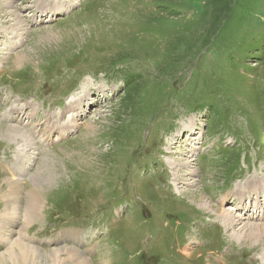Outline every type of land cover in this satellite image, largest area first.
Listing matches in <instances>:
<instances>
[{
	"label": "rangeland",
	"instance_id": "obj_1",
	"mask_svg": "<svg viewBox=\"0 0 264 264\" xmlns=\"http://www.w3.org/2000/svg\"><path fill=\"white\" fill-rule=\"evenodd\" d=\"M44 1L0 0V45L4 34L22 41L15 51L0 47L2 133L8 135L3 113L17 106L14 94L36 103L44 123L89 88L99 96L115 92L103 106L105 99L90 103L80 125L64 136L46 129L54 121L44 125L49 148L39 142L36 164L21 179L30 191L54 174L42 193L45 209L30 225V244L44 251L79 246L56 237L54 228L66 224L102 233L100 260L108 264H225L218 254L228 264H261L264 237L239 239L243 220L226 225L219 207L239 215L221 198L238 197L235 189L246 181L262 184L246 178L252 162H263L252 175L264 172V0H73L78 9L71 17L33 26L27 16L36 5H48ZM19 52L26 57L18 66ZM63 116L62 124L69 115ZM2 133L0 163L18 149ZM165 136L167 151L160 149ZM179 156L191 160L198 178L170 164ZM40 168L44 176H34ZM0 181L4 201L8 184L1 173ZM16 218L20 227L0 233V255L11 247L5 235L12 233L14 241V229L25 227L24 213ZM88 258L81 256V263Z\"/></svg>",
	"mask_w": 264,
	"mask_h": 264
},
{
	"label": "bare ground",
	"instance_id": "obj_2",
	"mask_svg": "<svg viewBox=\"0 0 264 264\" xmlns=\"http://www.w3.org/2000/svg\"><path fill=\"white\" fill-rule=\"evenodd\" d=\"M11 30H12V28H11ZM21 54H22V52L21 53L19 52L16 54V58H18V59L15 60V63L17 65L22 62L21 60H23L24 57H26L25 54H23V56H20ZM72 110H74V109H72ZM53 116H55V115L52 114V117ZM192 118H194L195 121H198L197 118H195V117H192ZM27 123L30 124V122H27ZM88 123H90V122H88ZM4 125L6 126V124H4ZM7 126H8L7 127L8 135H6V131L3 130L4 133H2V131L0 130V133H2L1 137L7 136L9 139L15 140L17 142L24 141V143H23L24 147H23L21 153L16 154V163L14 166L10 167V162L3 163L5 173H11L13 171V169H14L15 173L13 176H5L3 178V180H6V183L8 184L9 189H8V191L6 190L5 194H3L5 199H6L5 200L6 207L4 209L0 210L1 213H4V215H1V221H0V224L5 225V226H1L2 232H4L3 230L5 228L12 227V226L14 227L15 224L18 225L19 219L16 218V215L19 213H21V214L24 213V215H25V220H24V221H26L24 224L25 226L28 224L30 226L33 221L35 223H37L38 219L36 218V213L38 214V212L44 208V206H45L44 204L46 202V199L43 198V195H42L43 191L45 189H47L45 187V184H47V185L50 184L51 182H49V181L54 179L53 178L54 174L52 175V173H50V171H49L48 172L50 174L49 177H45L44 179H41V182H39V183H38V181H40L39 179L37 181L35 180L38 184L34 183L33 185L37 186V187H33V186L30 187V191H27V189L23 188L22 183L19 182V179H17V178H22V176L28 171L27 165H24V163H25V160L30 157V150L33 151L34 148L39 149V147H37V145H36L37 141L34 139L35 137H34L32 131L26 132L22 128H20L16 125H13V124H9ZM196 126H195V128H196ZM50 127L54 128V126H52V125ZM68 127L71 129L72 127H74V124L73 125L69 124ZM0 128H1V126H0ZM61 129H63V128L57 127V130L60 132H61ZM86 129H88V128H86ZM185 132H186V130H185ZM194 133H198V131L194 132ZM190 134H192V132L187 131L186 137L190 136ZM194 135L195 134H193L192 136L194 137ZM192 136H190V137H192ZM193 137H192V139H193ZM1 139H3V138H1ZM174 139L176 140L175 137H174ZM11 140H8V141H11ZM34 143H35V145H34ZM36 154H38V153H36ZM41 160H44V158H42ZM44 163H46V162L44 161ZM190 163H191V160L189 158L180 157V156L177 157V160L175 158H173V161L170 160V164L175 165L180 169H183V167L186 166L185 169H190L189 174L193 175V177H194L197 175L198 170L195 167L191 166ZM49 165H45V166L49 167ZM41 166H43V165H41ZM12 167H13V169H12ZM44 169L40 168L38 170V172L37 173L35 172V174H33V175L34 176H41V174H42L41 177H43L44 175H43L42 171ZM175 169H176V167H175ZM260 182L262 183V180ZM254 184L255 183H253L252 186H254ZM28 185H29V183H28ZM0 188L2 189V182L1 181H0ZM50 189L51 188H49L45 192L46 195ZM23 197L25 198V200H24L25 204L21 205V201H22ZM225 202H226V199L225 198L222 199V205H224ZM200 205L206 206L207 208L208 207L210 208V206H211L209 203H205L203 200H202V202H200ZM219 210L221 212H219V211L218 212L220 213V216H222L224 218V222L226 225L231 224V223L234 225L233 222H235V223L237 222V218H239V215H232V213L229 210H227L226 208L221 207V206L219 207ZM18 216H21V215H18ZM39 222H40V220H39ZM43 222H44V220H43ZM247 224H248L247 222L244 223L242 228H240L239 231L236 232L237 237L239 239H242V237H245V238L247 237L253 241H255V240L260 241L264 237V223L260 222V223H255V224L250 223L249 225H247ZM29 226L24 227L22 229H17V227L14 229V231L16 232V235H18V236H16L14 241L11 239L13 241V244L8 249V251L6 253L0 255V264H56V263L57 264H59V263H61V264H82L81 263V256L85 257V258L87 257L86 255H84L83 251L77 250L76 248L75 249H71V248L69 249V247H67V248L59 247V248H53L52 251H44V250H42V248L38 247V245L35 244V246H34L33 244H30L29 241L32 237L28 236ZM228 227H229V225H228ZM2 236L3 235H0V238ZM191 249H192L191 246H189L184 250V252L187 254V256H189V253H190L189 251H191ZM66 251H67L68 257L66 256V258H65L64 254H66ZM99 256H100V254L98 255V257ZM91 261L92 260L90 259L85 264H90ZM100 264H108V262L106 260L105 261L101 260Z\"/></svg>",
	"mask_w": 264,
	"mask_h": 264
}]
</instances>
